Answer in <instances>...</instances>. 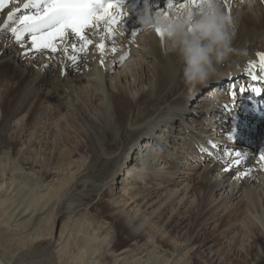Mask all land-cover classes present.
Returning <instances> with one entry per match:
<instances>
[{
    "label": "bare ground",
    "instance_id": "6f19581e",
    "mask_svg": "<svg viewBox=\"0 0 264 264\" xmlns=\"http://www.w3.org/2000/svg\"><path fill=\"white\" fill-rule=\"evenodd\" d=\"M24 2L25 0H9V3L0 8V25H3L7 20L8 12L16 7L20 8V12L15 14L14 20L27 12L34 11L32 8H23ZM147 2L153 13L157 8L163 9L166 4V0H147ZM144 5L145 0H123L122 6L117 9L120 13V22L113 25L117 32L114 37L115 45L110 41H105L108 51L101 57L96 48L101 40L90 36L93 43L88 46V55L81 59L78 67H73L71 62L66 60L63 52L55 55L32 52L25 55L24 52L30 44V38L25 39L22 47L14 41L10 31L0 29V74L7 75L6 78L0 79L5 89L8 90L0 116V158L1 153H5L8 146H12L15 154L33 150L38 142V136L33 135L30 130L31 125L41 120L42 116H45L47 106H51V109H53L51 116L56 117L58 120L60 114L66 112L67 106L66 100L64 101L61 95L65 94L64 97L70 98V101L73 102L76 100L74 94L77 93L80 102L76 107L77 110H75L73 118L75 117L74 119L80 122V127L82 124L80 134L77 137L79 141L81 140V153L84 154V151L88 150L92 156L98 157L99 164L103 163L102 166L109 165L111 167L104 180L94 182L95 180L87 176L91 170L89 167H84L85 161H81L84 159L82 155H79L77 159L76 157H68L69 161L65 164L75 171L74 183L72 188H68L65 195L59 200L57 196L55 198L57 200H52L51 197L47 196L54 188V182L58 178L55 166L46 169L45 174L49 176V179L43 180L45 183L43 182L44 184L40 188H43L42 192L39 190L37 194H32L27 201L23 199L22 202L15 203L11 198L13 190L9 191L12 192L11 197L7 194L0 195V264H25L26 262L22 261L24 258L36 257V252L34 253L33 250L35 241L43 244L45 252L55 250L58 254H61L66 246V238L63 223L58 224L59 217H57V221H53V225L50 224L53 230L50 235L48 233V235L46 233H44L45 235L42 234L38 225L48 224L50 216L58 204L62 206H60V210H57V216H67L68 219L65 220L71 218L75 223H79L78 225L87 223L82 221L81 218L88 213V206L76 205L75 200L84 193L99 194L104 190L110 194L107 200L110 209L108 217L102 218V224L106 228H104L106 232L101 238L98 239L97 235L96 238L104 245L105 253L108 256V259L105 258L107 261H105L109 264H127V260L130 259L129 262L133 264H146L148 259L146 258V261H144V256L155 250L154 240L157 239L164 243H171V240H173L170 232L164 229V223L167 222L173 226L175 230L173 236L175 234L183 235L187 231V221L182 213L189 207L187 206L189 204L188 198L192 193H190L188 181L182 183L185 179H182V175L177 174L179 169L173 168L185 163L190 158L191 153L197 154L202 148L204 149L205 145L201 143L202 134L207 138H211L212 141L217 139L215 138L217 135L222 136L220 140L228 144L226 149H229L228 151L225 150L226 153L218 156L211 154L212 164L205 165L208 169L207 173H209V169L215 167H219L220 170V173L215 174L214 177L209 176V174L205 176L207 180L212 181L211 192L218 189L221 191L218 195L219 201L212 204L210 209L212 212L211 223L220 219L222 215L220 212L227 208L223 205L231 202L228 205L230 209L227 211L229 212L227 217L230 214L235 216L240 211L247 221L242 223L244 225L243 229L240 230L242 237L232 247L228 255L237 256L240 264H264V197L260 194V192H264L261 191L264 190V184H262L264 182V161L260 159L261 152L264 151V118L258 116L259 110L264 113V89L260 86V83H264V81H253L251 79L253 73L261 74L259 51L255 48L246 57L249 63L255 65L242 71L247 73L248 83L243 80L242 76H238L239 71H222L218 79H212L205 84L206 86L211 85V87L202 92L197 102L189 106H183L180 99L183 93H188L189 89L183 84L178 74L175 57L171 54L165 55L162 38L156 34L144 33L139 23V15L142 14ZM230 7L231 15L237 21L232 43L244 41L250 43V41L255 42L257 39L263 38L264 0H256V4L251 10H249L247 3H241V0H231ZM12 23V21H8L9 25H12ZM99 31L101 33L104 31L102 24ZM133 31L136 32L135 36L131 35ZM114 46L117 48L116 52L111 51ZM125 53L127 55L121 61L119 57ZM101 59H103V63H101ZM130 59L133 62L127 65L129 69L126 70L125 64H128L127 62ZM18 60H24L25 63L21 65V63H17ZM55 62L58 63V67L53 73L51 71ZM6 63L11 64L16 72H7ZM122 63H124L123 66L125 65L124 69H121ZM228 76L230 79H228ZM6 81L7 83H5ZM8 82H10L9 88ZM253 87L262 89L261 94L257 95L253 92ZM68 88H70V91ZM240 89L244 90L240 91ZM220 92L226 93L225 97H230L233 100L239 98L240 94H248L253 97L254 102L260 103L261 106L258 107L252 99H249L253 102L251 108L246 100L247 95H245L233 106L232 116L226 114L222 117L223 120L219 122L213 117L207 116L204 118L205 112L219 110L218 113H222L227 109L218 101ZM67 101L69 102V100ZM28 107L29 112L24 117V123H22V117L18 116ZM187 113L189 114L187 115ZM203 118L206 119V125L199 126ZM187 119L188 121H185ZM207 120L213 122L208 123ZM51 127L49 128L51 129ZM155 128H159L160 131L154 134L153 137L151 131ZM69 129L73 130L75 128L70 127ZM76 129L78 130V127ZM203 129H207V132ZM75 132L77 131L75 130ZM55 134L54 138L56 140H53L57 141L56 144L59 143V145L66 148V136L69 135L62 134L58 129ZM257 134H262V138L256 139ZM132 136H136L138 139L142 138L138 146H132L133 139H135ZM256 140H259V142L253 149V155L249 157L243 152L242 148L249 147L250 143ZM194 141H197V146H194ZM229 146H232V148H229ZM55 147L58 148V145H55ZM193 147L196 149L195 151H193ZM126 151L129 153L128 156H125L127 155V153H124ZM235 153L236 155L231 156ZM125 157L129 160V164L126 165L127 169L122 177H116L120 180L119 185L111 189V182L115 179L113 169H115V166L121 165ZM237 160L240 162L236 163ZM25 163L27 164V162ZM28 164L30 168L35 165L33 161H28ZM1 166L0 162V168H2ZM7 167L9 168V166ZM10 170H12V167ZM39 170L42 171V169ZM26 173L28 172L26 171ZM29 174L30 172L27 175ZM83 177L87 179H83ZM12 178L11 174L4 176L1 173L0 183L2 184L5 179L12 180ZM8 181L5 183H9ZM31 183L33 184V182ZM22 187L19 186L17 189L22 190ZM5 189L10 190L7 187ZM206 191L208 194V189ZM71 194H73L72 199L67 201L66 199ZM235 198H238V201L232 203ZM224 213H226V210ZM72 220L71 225L73 224ZM114 220H119L121 225L130 234H133V237L120 248H116V245H113L114 243L110 244V242L115 241L112 225ZM74 225H72V230L75 227ZM233 227H235V224H231L226 229ZM87 228H89V225ZM78 229L79 227L77 231L80 232L81 229ZM198 230L199 228H196L193 233L186 236L184 245L188 246L197 242L191 248L200 246L195 253L198 263L221 264L220 261L222 262L225 255L219 254L214 249L213 245L215 243L213 244L210 239L200 240L199 237L201 236L197 235ZM90 233L84 237L81 234L84 238L83 250L88 251V253L92 251L93 243L97 241H95V236ZM84 234H86L85 231ZM234 236L236 234L232 235L231 238ZM223 238L224 235L221 239ZM66 242H68L67 239ZM229 242H231V239ZM98 245L100 244L98 243ZM161 245V247L164 246V250H167L165 249L166 244ZM97 248L99 249L98 246ZM80 251L82 252V250ZM157 251L159 254L158 249ZM151 253L148 255H152L150 258L153 259V253ZM199 253L204 256V259H200ZM46 255H50V253ZM158 259V261H161L160 258ZM89 261L87 260V262ZM92 261L94 263V260L91 259V263ZM230 262L226 264H230Z\"/></svg>",
    "mask_w": 264,
    "mask_h": 264
},
{
    "label": "rangeland",
    "instance_id": "374dc122",
    "mask_svg": "<svg viewBox=\"0 0 264 264\" xmlns=\"http://www.w3.org/2000/svg\"><path fill=\"white\" fill-rule=\"evenodd\" d=\"M252 42L253 41H250V43H247V41L240 42V43L233 42L232 46H233L235 51L229 57V59L225 62V64L220 68L218 74L212 76L207 82L211 81L212 79H215V80L218 79V76H219V74L222 71H227V72L228 71H235V72L239 71L241 75L238 72V76H242L243 80L246 83H248L249 80H248L247 73H243L242 71L243 70H247V68L253 67L252 66L253 64L249 63L248 62V58H246V57H248L251 54V51L253 49L255 50V48L258 49L259 53H264V36H263V38L257 39V41H255L253 43ZM258 58H259V56H258ZM131 60L132 59H130L127 62L128 64H125L126 66L124 65L125 67H127L126 70L129 69V67L127 65H129L130 62H133ZM17 63H21V65H22L23 63H25V61L24 60L23 61H19L18 60ZM123 64L124 63H122L121 69L125 68L123 66ZM5 67L7 69V72H9V73L16 72V70H14V68H13V66L11 64L6 63ZM57 67H58V63H56V62L53 63L51 72L54 73L56 71ZM6 77H7V75H1L0 74V78H6ZM228 79H230L229 76H228ZM5 83H7V81ZM206 83H204L202 85H198L196 87V89L193 90V91H188V93L187 92L183 93V96L180 99V103L183 106L184 105L185 106H189L190 104H192L194 102H197L198 99L201 97L200 95L202 94V92L207 91L211 87V85L210 86H206L205 85ZM9 84H10V82H8V85ZM246 86H247V84H246ZM260 86L264 89V83L263 82L260 83ZM9 87H10V85L8 86V88ZM68 90L70 91V88H68ZM7 92H8V90L5 89V87L3 85V82L0 79V116H1V112L3 110V104H4V102L6 100V97H7ZM81 93L83 94V92H81ZM220 93L221 94L218 96V101L221 103V105L223 107L226 106L227 109H225V111L222 112V113H218L219 110L212 111V112H210V111L209 112H205V114H204L205 117L204 118H206L207 116L213 117V118H215V120H217L219 122L220 120H223L222 117L226 116V114L232 116L233 106H235V103L238 102L239 100H241V97H243L245 95H247L246 96V98H247L246 100L248 101V104L250 105L251 108L253 107L254 99H253V97H250L248 94H245V95H241L240 94L239 98L233 100V99H230V97H228V98L225 97L226 93H223V92H220ZM74 95H75L74 99H76V100H74L73 102L70 101V98H68V99L65 98L64 97L65 94L61 95V98L64 101L66 100L65 103H66L67 106H66V112H63L62 114H60L58 120H57L56 117H52L51 116L52 112H53V109H51V106H49V107L47 106V110L45 112V116H42L41 120H39L36 123L32 124L33 126L31 125V129L30 130L32 131L33 135H37L38 136V140H37L38 142L34 146L33 150L26 151V152H24L25 154L24 153L15 154L14 151H13L12 146H8L9 149H7L8 147H6V149H5L7 154H6V152L5 153H1V158H0L1 161L0 162H1V165H2L1 167L2 168H0V171L2 170L3 172H0V174L2 173V175H4V176H7L8 174H11V177H13V178H12V180H9V181L7 179H5L4 182H2V184L0 183L1 184L0 185L1 186L0 187L1 188L0 189V195L7 194V196L8 195L10 196V194L13 192L12 193V197L11 196L10 197L12 198V200L15 203L22 202L23 199L27 201V199L30 198L32 196V194H37L39 190L42 192L43 188L40 189L42 187V184L45 183L44 181L49 179V176H47L45 174V171H46V169H48V168L50 169L52 166H55L57 168L58 178L54 182V188L50 191V193L47 196L51 197L52 200H57V199L59 200L61 197H63L65 195V192L68 190V188H72V184L74 183L73 182V176L75 174V171L70 169V168H68L65 163H67V161H69L68 157H70V158H72V157L75 158L76 157V159H77L79 157V155H82L84 157V159L81 160V161H85L84 162V167L85 166H86L85 168L89 167V169L91 170V171L89 170L90 172H88V174H87L88 178H91L92 180H95L94 182L102 181V180H104L106 178V176L108 175L109 170L111 169V167L109 165L102 166L103 163L99 164V161L97 159L98 157L97 156H92V154L89 153L88 150L84 151V154H83V152L81 153V151H82V149H81L82 147L80 145L81 140L79 141V139L77 137L80 134V129L82 127V124H81V127H80V124H79L80 122L77 119H74L75 117L73 118L75 110H77L76 107H77L78 103L80 102V97H79V95H77V93L74 94ZM249 99H252L253 102L251 100H249ZM67 100H69V102ZM75 101H76V103H74ZM254 104L257 105L258 107L261 106L260 103L254 102ZM28 112H29V107L26 108V110L22 114H19L18 117H22V120H21L22 123H24V120H25L24 117L28 114ZM188 114L189 113H187V115ZM204 118L201 119V122L199 123V126L200 125H206V119L204 120ZM185 121H188V119L185 120ZM207 122H208V120H207ZM217 124H219V123H217ZM75 126L78 127V130L76 129ZM49 127H51V129ZM68 127L69 128L70 127L71 128H75V129H73L74 130L73 131V130L69 129ZM57 129L60 130L62 134L69 135V136H66L67 137L66 148L62 147L61 145H59V143L56 144L57 141H55L56 138H54V137L56 135L55 132H57ZM75 130L77 132H75ZM203 130L205 132H207V129H203ZM159 131H160L159 128H155L154 130H152L151 133L153 134V137H154V134H157V132H159ZM47 135H49L50 137L49 136L47 137ZM57 137H58V135H57ZM132 137L135 138V139H133L132 146H138L139 143L141 142L142 138L138 139V138H136V136H132ZM201 138H202V142L201 143H203V145H205L204 151H200L198 153L196 152L197 154L191 153L190 158L187 159V161L185 163H181L179 167H174L173 168V169L176 168V170H177V168L179 169V172H177V174L182 175V179H185L182 183L188 181V184L190 185V193H192L190 195V197L188 198L189 204L187 206H189V207H187L186 211L184 213H182V214H184L185 220L187 221V226H188L187 231L185 232V234H183L184 236L183 235H179V234H175L173 236V234L175 232V230L173 229V226H171L170 223H167V222L164 223V225H163V227H165L164 229H166L167 231L170 232L171 237H172L171 239H173L174 241L171 240V243H164L162 241H158L157 239L154 240L155 250L153 249L154 251L152 253H153V259H154V257H155V259L153 260V259L150 258V257H152V255L149 256L151 252L148 253L149 255L146 254L148 257L144 256L145 259L143 257L144 261H146V258L148 259L146 261V264H152V263L154 264L156 261L159 260L158 258H160L161 261H158L155 264H164L165 262H166L165 264H170L171 262H172L171 264H174V263L175 264H200V263H198V261H197V259L195 257V253L200 248V246H196L197 248L196 247L191 248V246L197 244V242L189 244L188 246L184 245L185 244L184 240H186V236L189 233H193L196 230V228H199L197 235L201 236V237H199L200 240L210 239L213 242V244L215 243L213 245L214 249L217 250L219 254H223V256L225 255L223 257L224 259H222V262L224 264L229 263L230 261H231L230 264H240L239 258L237 256H233L232 254H230L231 255L230 256L228 254H229V251L232 249V247L236 243L239 242L240 237H242V235L240 233V230L243 229V227H244V225H242V223L247 221L246 217L243 216L242 212H240V211H238L235 216L230 214L229 217H227V214H229V212H227V211L230 209V206H228V205L231 203V202H229V203L223 205V207H227V208H225L226 213H224L225 210H222L220 212V214H222L220 216L221 221L219 219L218 221L214 222L215 224L211 223V220H210L211 218L210 217H212L211 216L212 212H211L210 209L212 208V204H214L215 202L219 201L218 195H219V193L221 191H219V189H218V190H215L214 192H211L212 181L207 180L205 178L206 174H209V176L214 177L215 174L218 175V173H220L219 167L211 168V169H209V173H207L208 169H207V167L205 165L206 164H209V165L212 164L211 162H212L213 158L211 157V154L215 155V156H218V155L226 153L225 150L226 151L229 150V149H226L227 148L226 146L228 144L222 142L220 140V139H222V136H219V135H217L215 137L217 139H215L214 141H212L211 138H209V137L207 138L203 134L201 135ZM259 138H262V134H257L256 135V139H259ZM53 139H55V140H53ZM196 142L197 141H194V146H197ZM258 142H259V140H256V141L251 142L249 147H247V146L243 147L242 148L243 152L246 153V155L249 156V157L252 156L253 155V149L258 144ZM52 143H54V144H52ZM55 145H58V148L55 147ZM213 145H215V147ZM232 146L234 147V145H232ZM232 146H229V148H232ZM47 149H50V150H53V151L51 152L50 150H47ZM56 150H58V151H56ZM195 150L196 149L193 147V151H195ZM54 151H55V153H54ZM131 152H132V150H131ZM124 153L126 154L127 151L124 152ZM128 154L129 153H127V155H125V156H128ZM234 155H236V153L232 154L231 156H234ZM29 156H31V157H29ZM35 156H37V157H35ZM194 158H197V159L194 160ZM5 161H7V162H5ZM23 161H24V163H23ZM28 161H30V162L33 161L35 163L33 168L28 167L29 166ZM25 162H27V164ZM128 162H129V160L126 159V157H125L123 159V163L121 165H117V166L114 167L115 169H113V175H115V179H113L112 182H111V185H110L111 189L112 188L114 189V187L119 185L118 182L120 180L116 179V177L117 176H119V177L121 176L122 177V174L127 169L126 165L129 164ZM59 163H63V164H59ZM5 166H6V169H5ZM7 166H9V168ZM11 167H12V170H10ZM23 167H25V168H23ZM28 168H30V169H28ZM39 169H42V171H40ZM36 170H38L39 172L36 171ZM10 171H12L13 173H11ZM26 171L28 173L30 172L29 175H31V176L27 175L28 173H26ZM34 171H35V173H34ZM8 172H10V173H8ZM22 172L24 174H26V175H24ZM5 173H6V175H5ZM25 176H26V178H25ZM18 177H20V178L18 179ZM61 178H64V179H61ZM24 179H26V180H24ZM83 179H87V178L83 177ZM27 180H28V182H27ZM34 180H36V181H34ZM6 181H8L9 183H5ZM12 181H16V182H12ZM116 181H117V184H116ZM10 182H11V184H10ZM29 182H30V184H29ZM31 182H33V184ZM27 183L29 184V186H28ZM8 184L10 185V187H8L9 186ZM17 184H18V186H16ZM262 184H264V182H262ZM32 185H34V186H32ZM19 186L20 187L23 186L24 189L22 187L21 188L22 190H20V189L18 190L17 188ZM6 187L8 189L10 188V190L5 189ZM14 187H15V190H14ZM207 189H208V192H209L208 194L206 193ZM5 190H6V192H5ZM26 190L27 191L29 190V191L27 192ZM31 190L34 191V192L32 193ZM9 191H12V192L10 193ZM104 191H106V190H104ZM104 191L100 192L99 194L98 193H91V194L90 193H84L82 195H79L80 197L77 198V200H75V204L76 205L88 206V213L81 218L82 221L87 222V223L81 224L83 226L78 225L79 223H75L71 218H69V220H65L67 218V216H64V215L63 216L62 215L61 216H57V214H58L57 210H60V206H62L61 204L60 205L58 204L55 207L53 213L50 216L48 224L38 225L40 227V232L42 234L46 233V235H48V234L50 235V233L53 232V230L51 228V225H53L55 220L57 221V217H59L58 224L61 223V222L63 223V225H64L63 227L65 228L64 236L67 239V241L70 243L69 244L68 242H66V239L63 237V239H65V245H66L65 249L66 250L63 249V252H61V254L60 253L58 254V252H56L55 250H52V251L50 250V251L45 252L46 250H44L43 244H41L38 241H35L33 243V250H34V253L36 252L35 253L36 257L35 256L32 257V258L31 257L30 258L26 257L22 261L23 262L25 261L26 262L25 264H42V263L43 264H87V263L90 264L91 263V259H92V260H94V263L92 261L93 264H105V263L109 264V262L108 263L106 262L107 261L106 259H108V256L105 253L104 245H103L102 242L97 240V238L98 239L101 238L102 235L106 232V230H105L106 228L103 226L102 220L105 219L106 217H108V213H109V209H110L109 203L107 201L109 199V195L110 194H108L107 191L106 192H104ZM261 191H264V190H261ZM22 193H25V194H22ZM29 193H30V195H29ZM16 194H17V196H15ZM19 194H20V197L22 196L23 198L22 197L20 198ZM260 194L264 197V192H260ZM47 196H45V197H47ZM72 197H73V194L68 196V198L66 200L70 201L72 199ZM55 198H57V199H55ZM237 201H238V198H235L232 201V203H235ZM70 219L73 221L72 225L75 224L74 225L75 227L73 228V230H72V225L70 224V222H71ZM32 221H34V220H32ZM64 222H66V223H64ZM96 224L97 225L100 224V225L97 226ZM231 224H235V227L230 228V229H226ZM88 225H89L90 229L87 228ZM112 225H113V230H114V234L113 235H114V240L115 241L110 242V244L112 245L114 243L113 245L114 246L116 245L115 246L116 248H120L122 245L127 243V241L130 240L131 237H133V234L132 233L130 234V232L121 225L119 220L112 221ZM76 226H77V228L79 227L78 230L81 229L80 232L77 231ZM92 226H93V228H92ZM85 227H86V229H85ZM82 228H84V229H82ZM83 230L86 232V234H84ZM89 230H90V232L94 231L95 233L94 232L90 233V232H88ZM99 230H101V231H99ZM44 231H46V232H44ZM69 231L73 232L74 235H72L73 233L71 234ZM78 232L80 233V235H79ZM87 232L90 233L91 235H94L95 238L98 236L95 239V241L96 240L97 241L93 243L92 251H89L90 253H88V251L83 250L84 246H82V245H84V243H83V239L84 238L83 237L85 235H89ZM126 232L128 234H130L131 236L130 235L128 236V234ZM81 234H83V237H82ZM98 234H100V235H98ZM234 234H236V236L231 238L232 235H234ZM66 235H67L68 238L66 237ZM70 235H72V236H70ZM125 235H126V237H125ZM222 235H224L223 239H221ZM136 236L138 237L137 234H136ZM180 237H181V239H180ZM80 238H81V240H80ZM195 238L197 239L198 237H195ZM122 239H124V240H122ZM196 239H194V241H196ZM230 239H231V242H229ZM71 241H72V243H71ZM97 242L100 245H98ZM159 242L161 244H164V245L166 244L165 249H167V250H164V246L161 247L162 245ZM102 245H103V248H102ZM171 245H174V246H171ZM97 246L99 247L100 250L97 248ZM96 249H97V251H96ZM157 249L159 250V254H158ZM161 249H163L164 251L161 250ZM188 249H191V250H188ZM80 250H82V252ZM193 250H194V252H193ZM161 251H163V252H161ZM86 252H87V254H86ZM102 252H104V253H102ZM45 253L46 254L50 253V255H46ZM88 254L90 256L92 255L91 258H90V256ZM44 255H46V256H44ZM154 255H156V256H154ZM198 256L200 257V259L201 258L204 259V256L201 253H199ZM62 257H63V259H62ZM67 257H68V259H67ZM229 259H231V260H229ZM87 260H90V261L87 262ZM129 261H130V259L127 260L126 263L127 264H133L132 262H129ZM222 262L220 261L221 264H223Z\"/></svg>",
    "mask_w": 264,
    "mask_h": 264
},
{
    "label": "snow or ice",
    "instance_id": "6c2138e0",
    "mask_svg": "<svg viewBox=\"0 0 264 264\" xmlns=\"http://www.w3.org/2000/svg\"><path fill=\"white\" fill-rule=\"evenodd\" d=\"M201 2L202 0H166L165 7L157 8L155 13H163L167 16L188 5L195 7ZM7 3L9 0H0V8ZM122 4L123 0H25L23 8H32L34 11L27 12L14 20L15 14L20 12L19 7L14 8L8 12L7 20L0 25V29L10 31L14 41L22 47L25 39L30 38L25 55L32 52L48 55L63 52L66 60L71 62L73 67H78L81 59L88 55V46L93 43L90 36L101 40L96 45L101 57L108 51L105 41L115 45L114 37L117 32L113 25L120 22V13L117 9ZM224 4L228 14L231 15V0H224ZM8 21H12V25H9ZM101 24L104 28L102 33L99 31ZM131 35L135 36L136 32L133 31ZM157 35L162 36L159 30ZM111 51L116 52L117 48L114 46ZM126 55L127 53L121 55L119 59L122 61ZM258 56L261 74L253 73L251 79L264 81V53H259ZM252 91L260 95L262 89L253 87ZM201 151L204 149L202 148ZM260 159L264 161V151L261 152Z\"/></svg>",
    "mask_w": 264,
    "mask_h": 264
},
{
    "label": "clouds",
    "instance_id": "9594fccd",
    "mask_svg": "<svg viewBox=\"0 0 264 264\" xmlns=\"http://www.w3.org/2000/svg\"><path fill=\"white\" fill-rule=\"evenodd\" d=\"M249 10L256 0H241ZM139 23L144 33L162 36L165 55L175 57L183 84L193 91L218 74L235 51L232 46L236 18L229 15L224 0H202L169 15L153 13L145 0ZM158 36V35H157Z\"/></svg>",
    "mask_w": 264,
    "mask_h": 264
}]
</instances>
